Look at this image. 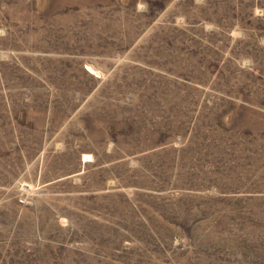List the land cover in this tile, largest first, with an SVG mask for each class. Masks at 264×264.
<instances>
[{
    "label": "rangeland",
    "instance_id": "obj_1",
    "mask_svg": "<svg viewBox=\"0 0 264 264\" xmlns=\"http://www.w3.org/2000/svg\"><path fill=\"white\" fill-rule=\"evenodd\" d=\"M0 264H264V0H0Z\"/></svg>",
    "mask_w": 264,
    "mask_h": 264
}]
</instances>
